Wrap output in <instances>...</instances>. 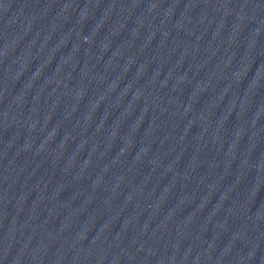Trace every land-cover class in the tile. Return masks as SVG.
Listing matches in <instances>:
<instances>
[{
	"label": "water",
	"instance_id": "water-1",
	"mask_svg": "<svg viewBox=\"0 0 264 264\" xmlns=\"http://www.w3.org/2000/svg\"><path fill=\"white\" fill-rule=\"evenodd\" d=\"M0 264H264V0H0Z\"/></svg>",
	"mask_w": 264,
	"mask_h": 264
}]
</instances>
